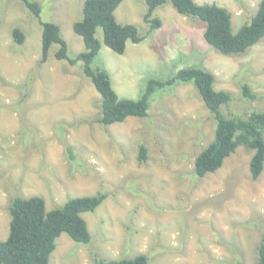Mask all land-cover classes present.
I'll return each mask as SVG.
<instances>
[{
  "label": "rangeland",
  "instance_id": "obj_1",
  "mask_svg": "<svg viewBox=\"0 0 264 264\" xmlns=\"http://www.w3.org/2000/svg\"><path fill=\"white\" fill-rule=\"evenodd\" d=\"M0 0V242L10 233L16 199L40 197L47 211L76 198L106 195L82 214L91 241L62 234L49 264H100L146 255L149 264H257L264 234V170L250 173L253 152L239 146L214 173L199 177L196 157L214 139L215 119L193 84L157 89L148 115L103 125L102 98L83 64L58 60L53 44L43 56V23H53L67 43L69 59L85 51L73 25L84 0ZM232 15L237 33L250 23L261 0H194ZM147 0H123L116 21L135 25L145 37L119 55L102 49L93 69L105 70L120 98L139 99L149 80H169L183 68L215 76V89L231 93L221 108L228 118L264 112V39L239 56H225L205 40L206 25L179 14L167 2L152 18ZM19 29L23 44L13 39ZM248 85L258 95L243 97ZM146 159L139 160L140 148Z\"/></svg>",
  "mask_w": 264,
  "mask_h": 264
},
{
  "label": "trees",
  "instance_id": "obj_2",
  "mask_svg": "<svg viewBox=\"0 0 264 264\" xmlns=\"http://www.w3.org/2000/svg\"><path fill=\"white\" fill-rule=\"evenodd\" d=\"M21 1L39 17L40 6L36 2ZM122 1L84 0L83 17L73 25V30L83 39L85 51L75 59H69L67 43L60 27L43 23L41 62H46L51 46L57 44L58 60L83 64L84 75L91 80L102 98L99 122L103 125L121 123L128 117L144 118L148 115L150 97L157 89L171 88L176 84H193L216 122L213 141L195 159V173L204 177L216 172L242 146L253 152L250 173L252 179L257 180L264 170V112H252L246 118L226 117L221 108L232 100V95L215 89V76L212 73L202 68L188 67L179 70L169 80L151 79L142 96L134 100L120 98L112 87L108 73L93 69L92 65L102 49V43L96 37L97 29L103 31L104 45L119 55L125 53L128 42L138 44L145 38L135 25H121L116 21L115 11ZM167 2L179 14L202 21L206 25V42L222 55H242L264 39V0L260 1L250 23L242 26L237 33L232 30L231 13L216 4H197L194 0H147L145 22L150 24L149 33L161 27L160 20L152 16L157 8ZM13 39L21 45L25 37L19 29H15ZM242 93L246 99L258 98L248 85L243 87ZM145 159L146 149L141 147L139 160ZM105 198L103 194L76 198L68 201L63 208L52 211H47L45 201L40 197L16 199L9 210V237L0 242V264H49L56 241L62 234H67L75 242L88 244L91 234L82 214L95 211ZM257 255V264H264V234L258 244ZM100 264H149V259L146 255H140L134 259L108 263L101 261Z\"/></svg>",
  "mask_w": 264,
  "mask_h": 264
}]
</instances>
